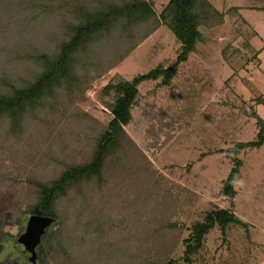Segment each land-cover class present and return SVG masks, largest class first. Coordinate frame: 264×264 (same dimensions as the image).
<instances>
[{
    "label": "rangeland",
    "instance_id": "obj_1",
    "mask_svg": "<svg viewBox=\"0 0 264 264\" xmlns=\"http://www.w3.org/2000/svg\"><path fill=\"white\" fill-rule=\"evenodd\" d=\"M148 1L160 15L170 0ZM209 1L224 18L201 26L203 40L179 64L171 84L162 85L160 78L139 85L132 121L124 128L149 161L144 168L149 172L135 170L144 182L135 184L136 172L123 167L125 157L136 167L144 159L131 151L112 154L101 182L60 200L59 218L46 228L37 255L49 250L53 237L68 260L58 254L52 264H150L169 258L178 264H264V144L239 151L243 165L236 194L223 191L234 167L229 149L256 139V114L264 118V10L248 8L264 0ZM11 43H20V52L24 46L23 39L0 37V75L4 71L17 79L30 70L10 61L16 55ZM180 48L174 33L161 25L115 65L107 67L104 59L88 65L91 70L84 74L91 80L80 94L59 91L61 112L37 110L22 139L4 141L7 131L0 123V264L13 259L33 264L18 242L31 216L25 212L33 195L27 179L55 176L62 160L88 159L91 137L113 118L106 104L111 95L103 94V87L116 75L132 80L159 65H173ZM217 208L232 211L242 223L225 233L216 226L186 261L185 239ZM60 229L64 238L57 234Z\"/></svg>",
    "mask_w": 264,
    "mask_h": 264
},
{
    "label": "trees",
    "instance_id": "obj_2",
    "mask_svg": "<svg viewBox=\"0 0 264 264\" xmlns=\"http://www.w3.org/2000/svg\"><path fill=\"white\" fill-rule=\"evenodd\" d=\"M248 8L264 10V5ZM233 9L239 12L238 7ZM223 18L224 14L209 0H170L160 15H157L152 2L148 0H0V37L23 39L24 45L20 52V43L17 46L11 43L16 55L10 61L17 65L18 62L27 65L26 72L30 70L17 79L11 78L4 71L0 75V123L5 125L4 131H7L2 138L4 141L22 139L26 125L37 114V110L61 112L57 106L63 102V94H80L83 84L91 80L90 75L84 72L90 71L88 65H93L96 60H106L107 67L115 65L161 25H166L181 43L173 65H159L132 80L116 75L103 87V94L111 95V101L106 104L113 118L102 130H97L96 135L89 133V136L93 135L90 156L77 163L62 160L63 167L50 178L29 177L27 181L32 186L33 195L25 212L53 217L55 223L61 210L60 200L69 197L72 191H82L85 186L101 182L112 154L121 152V156H126L123 155L124 151H131L133 156L144 157L143 152L135 148L133 139L124 128L132 121V109L139 96V85L160 78L162 85H170L178 73L179 64L187 61L203 40L201 26L212 27L221 23ZM40 36H45L46 40ZM59 91L63 93L61 97ZM256 117L259 126L257 138L239 142L229 149L233 154L234 167L225 181L223 191L231 197L236 194L235 182L243 165L239 151L260 148L264 144V118L258 114ZM33 134L31 132L30 136ZM142 159L143 162L138 163L137 167L133 165V168L127 164L125 157L123 167L128 166L131 173L135 170L147 173L149 171L144 168L149 167V161ZM138 173H135L132 180L141 186L144 180L142 174ZM241 223L240 218L228 209L210 210L202 221L194 224L191 235L185 239L184 259L192 261L193 255L203 248L206 236L216 226L225 233L230 226ZM57 234L63 238L66 236L62 229ZM73 237L71 235L70 239ZM48 239L50 248L39 252L36 264H52V259L56 261L58 254L68 260L64 247H59L53 237ZM4 264L22 263L19 259H13ZM150 264L178 262L169 258Z\"/></svg>",
    "mask_w": 264,
    "mask_h": 264
},
{
    "label": "water",
    "instance_id": "obj_3",
    "mask_svg": "<svg viewBox=\"0 0 264 264\" xmlns=\"http://www.w3.org/2000/svg\"><path fill=\"white\" fill-rule=\"evenodd\" d=\"M54 222V218L46 215L33 214L29 217L26 230L19 238V245L27 259L33 264L37 263L36 247L47 227Z\"/></svg>",
    "mask_w": 264,
    "mask_h": 264
}]
</instances>
